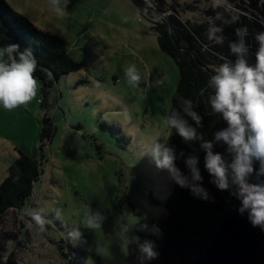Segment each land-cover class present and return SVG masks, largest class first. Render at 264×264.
Listing matches in <instances>:
<instances>
[{"label":"rangeland","instance_id":"1","mask_svg":"<svg viewBox=\"0 0 264 264\" xmlns=\"http://www.w3.org/2000/svg\"><path fill=\"white\" fill-rule=\"evenodd\" d=\"M5 1L35 27L64 37L78 67L49 92L46 113L54 132L44 140L42 156L39 94L27 109L0 107V182L16 148L40 163L31 196L1 217L0 264L9 257L15 264H140L138 244L145 240L159 254L162 234L155 221L166 216L172 182L147 149L152 138L170 132L164 118L180 73L153 27L173 15L210 58L213 72L224 58L235 61L229 42L238 39L237 30L246 32L254 64L264 0H161L163 12H141L131 0H68L62 16L50 11V0ZM220 36L223 43L215 39ZM7 45L0 37V47ZM130 65L142 75L139 90L125 82L123 69ZM29 209L47 218L42 233ZM88 209L104 217L101 229L80 225ZM74 227L82 239L68 236Z\"/></svg>","mask_w":264,"mask_h":264},{"label":"clouds","instance_id":"2","mask_svg":"<svg viewBox=\"0 0 264 264\" xmlns=\"http://www.w3.org/2000/svg\"><path fill=\"white\" fill-rule=\"evenodd\" d=\"M67 4L68 0H50V11L65 15ZM236 35L238 39L228 45L231 55L236 57L235 61L224 58L207 84L212 90L208 98L211 113L221 116L227 127L216 131L213 140H206L198 131L203 126V117L195 110L198 104L194 106L192 100L183 97L179 100L180 109H171L164 123L169 130L175 129L185 143L199 142L206 153L204 166L212 177L210 182L219 190L230 191L240 201L237 211L241 215L247 213L251 225L264 230V32L254 36L258 42L254 64H250L248 59L247 33L237 30ZM215 39L218 43L224 40L222 36ZM38 67L30 49L20 50L18 44L0 47V107L7 111L29 107L39 94V80L35 75ZM123 72L127 85L139 90L143 78L136 65L124 68ZM188 118L195 122V127ZM170 136L171 131L168 136L151 139L147 151L155 166L167 170L176 184L190 189L194 196L208 200L209 193L202 187L199 157L194 154L185 157L183 152L178 156L168 145ZM221 142L227 146L226 154L214 151V145ZM180 158H184L189 170L187 175L176 165ZM257 164L258 168L255 167ZM253 177L255 182H250ZM27 214L38 232L45 231L48 220L41 211L29 209ZM80 216V225L84 228L101 229L104 217L99 212L88 209ZM82 235L78 227L68 233L73 240L82 239ZM138 251L140 264L158 257L152 241L139 243Z\"/></svg>","mask_w":264,"mask_h":264},{"label":"trees","instance_id":"3","mask_svg":"<svg viewBox=\"0 0 264 264\" xmlns=\"http://www.w3.org/2000/svg\"><path fill=\"white\" fill-rule=\"evenodd\" d=\"M131 2L141 12L151 9L155 12L164 10L161 0ZM153 29L157 33L160 48L174 59L180 73L169 111L173 108L180 109L181 97L192 100L194 106L198 104L195 110L203 117V126L198 131L206 140H213L214 133L227 127V124L221 116L211 113L208 103L212 90L207 84L210 76L214 74L207 67L210 58L191 43L192 35L181 29L173 15L166 16L161 23H156ZM0 37L6 40L8 45L18 44L20 50L30 49L38 61L39 67L35 75L39 80L38 103L42 111L38 150L42 156L44 140L50 139L54 132V126L46 113L49 92L62 75L76 70L78 63L70 55L64 37L35 27L5 0H0ZM188 119L195 127V122ZM170 131L168 145L175 149L178 156L183 152L185 157L190 154L199 157L202 187L208 191L209 199L194 196L190 189L176 184L169 174L172 190L164 202L166 216L155 221L162 234L155 264H189L205 248L212 231L235 198L230 191L219 190L210 182L212 177L204 166L206 153L200 148L199 142L185 143L175 129ZM226 147L221 142L214 145V151L226 154ZM16 150L18 155L8 166L7 175L0 182V220L8 209L19 208L31 196L33 183L40 172V163L35 157L20 148ZM176 165L183 173L188 174L184 158L178 159ZM6 264L15 263L9 257Z\"/></svg>","mask_w":264,"mask_h":264},{"label":"water","instance_id":"4","mask_svg":"<svg viewBox=\"0 0 264 264\" xmlns=\"http://www.w3.org/2000/svg\"><path fill=\"white\" fill-rule=\"evenodd\" d=\"M250 182H255V177ZM239 207L240 201L235 198L205 248L189 264H264V230L253 227L247 213L237 211Z\"/></svg>","mask_w":264,"mask_h":264}]
</instances>
